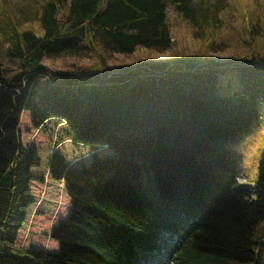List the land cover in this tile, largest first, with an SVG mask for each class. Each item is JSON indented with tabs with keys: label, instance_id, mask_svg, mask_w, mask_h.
<instances>
[{
	"label": "trees",
	"instance_id": "16d2710c",
	"mask_svg": "<svg viewBox=\"0 0 264 264\" xmlns=\"http://www.w3.org/2000/svg\"><path fill=\"white\" fill-rule=\"evenodd\" d=\"M29 3L0 0V264H133L163 230L182 237L171 264H264V152L246 184L229 146L260 123L264 55L216 62L210 39L204 53L167 60L114 66L107 57L175 45L170 4L213 37L227 2ZM79 49L95 59L67 70L44 63ZM24 110L35 128L63 118L76 145L112 151L82 167L50 154L49 176L64 179L72 203L52 231L57 251H13L35 202L30 184L44 181L33 170L38 146L22 140Z\"/></svg>",
	"mask_w": 264,
	"mask_h": 264
},
{
	"label": "rangeland",
	"instance_id": "374dc122",
	"mask_svg": "<svg viewBox=\"0 0 264 264\" xmlns=\"http://www.w3.org/2000/svg\"><path fill=\"white\" fill-rule=\"evenodd\" d=\"M227 2L222 14V26L213 35L201 33L197 26L188 18L175 10L172 4L168 6L169 19L172 23L171 35L175 45L165 51L138 47L131 54L121 52L108 53V62L114 66H131L147 60L170 59L177 54H201L213 39L208 48V56L216 62H237L246 51L259 50L264 55V0H224ZM10 3L29 6V0H10ZM38 28L37 21H34ZM95 59L91 52L79 49L72 52H62L58 55L46 56L44 63L54 69H74L82 64H89ZM10 66L14 61L5 58ZM76 72V71H75ZM260 110V123L248 134L238 140L229 142V146L241 154L238 168V181L253 184L258 177V165L264 152V100L255 101ZM55 123L54 119L47 121L42 127L31 125L29 112L21 114V134L25 145H37L40 163L33 167L35 173L46 177L48 174L50 154L58 152L64 157L68 166L72 159L77 162L72 166L89 165L93 160V152L104 156L112 151L102 150L105 147L76 145L68 138V126ZM59 126V127H58ZM57 129L58 147L55 146V129ZM57 127V128H56ZM79 156V157H76ZM48 182V185L45 184ZM46 182L32 181L30 184L35 202L29 207L27 219L23 223L14 252H27L32 247L57 251L60 243L53 238L52 231L60 220L68 217L71 211V198L65 189L63 181L46 177ZM63 184V185H62ZM182 237L175 231L163 230L153 246L139 249L133 264H171L175 251L181 245Z\"/></svg>",
	"mask_w": 264,
	"mask_h": 264
}]
</instances>
